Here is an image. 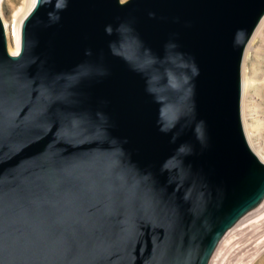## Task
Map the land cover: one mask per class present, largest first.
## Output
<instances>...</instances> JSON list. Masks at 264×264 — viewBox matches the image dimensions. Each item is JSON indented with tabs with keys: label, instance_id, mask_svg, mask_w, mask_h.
Instances as JSON below:
<instances>
[{
	"label": "water",
	"instance_id": "obj_1",
	"mask_svg": "<svg viewBox=\"0 0 264 264\" xmlns=\"http://www.w3.org/2000/svg\"><path fill=\"white\" fill-rule=\"evenodd\" d=\"M264 0H34L0 18V264H207L264 196L240 125Z\"/></svg>",
	"mask_w": 264,
	"mask_h": 264
},
{
	"label": "bare ground",
	"instance_id": "obj_2",
	"mask_svg": "<svg viewBox=\"0 0 264 264\" xmlns=\"http://www.w3.org/2000/svg\"><path fill=\"white\" fill-rule=\"evenodd\" d=\"M1 1L0 0V4ZM10 0H7V3ZM34 0L13 8L12 20L1 14L6 47L16 53L20 24ZM13 7V6H12ZM264 14L243 49L240 65L239 119L249 149L264 163ZM264 260V196L231 225L217 242L207 264H261Z\"/></svg>",
	"mask_w": 264,
	"mask_h": 264
},
{
	"label": "rangeland",
	"instance_id": "obj_3",
	"mask_svg": "<svg viewBox=\"0 0 264 264\" xmlns=\"http://www.w3.org/2000/svg\"><path fill=\"white\" fill-rule=\"evenodd\" d=\"M21 3H22V0H10L8 3H7V0L1 1V4H0L1 14L6 19L7 22H11L12 20L13 8L20 7ZM263 66L264 65H262V67ZM261 264H264V262H262Z\"/></svg>",
	"mask_w": 264,
	"mask_h": 264
}]
</instances>
